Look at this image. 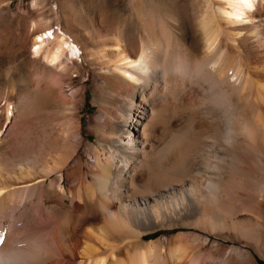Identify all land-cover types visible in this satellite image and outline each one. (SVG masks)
Returning <instances> with one entry per match:
<instances>
[{
  "label": "bare ground",
  "instance_id": "1",
  "mask_svg": "<svg viewBox=\"0 0 264 264\" xmlns=\"http://www.w3.org/2000/svg\"><path fill=\"white\" fill-rule=\"evenodd\" d=\"M134 1L138 42L93 47L46 22L34 34L46 86L89 73L81 57L106 102L85 137L77 90L45 125L34 89L4 100L0 264L264 260V0ZM174 229L192 231L147 242Z\"/></svg>",
  "mask_w": 264,
  "mask_h": 264
},
{
  "label": "rangeland",
  "instance_id": "2",
  "mask_svg": "<svg viewBox=\"0 0 264 264\" xmlns=\"http://www.w3.org/2000/svg\"><path fill=\"white\" fill-rule=\"evenodd\" d=\"M141 1H134L136 8L152 10L154 7L155 10L159 5L177 12L183 9L182 0ZM130 3V0H0V115L2 116L1 107L7 97L17 98L21 92L34 89L37 92V104L40 105L39 122H45L42 124L45 125L58 118L61 111L60 102L65 99L72 100V92L77 90L74 98L78 102L82 130L86 137V130L93 125L95 116L99 114L98 109L106 102L107 94L97 88L98 78L94 66L77 57L76 62L86 65L89 73H70V77L65 78L62 86L54 92V89L45 85L50 80L52 71L44 68L43 62L32 56V39L34 34L48 24L54 29L61 26L80 44L93 47L97 44H110V38L116 34L138 42L141 30L135 16V8ZM184 22L185 20L182 23ZM1 130L0 148H3L7 138H11V133L6 129L5 123ZM89 139V142L95 145L96 137L91 134ZM78 156L83 162L88 160L84 145H81ZM180 231L192 230L174 229L171 233L166 230L153 236V239H147V242L176 235ZM219 240L226 247L240 245L229 240ZM256 256L260 264H264V260L257 254Z\"/></svg>",
  "mask_w": 264,
  "mask_h": 264
}]
</instances>
